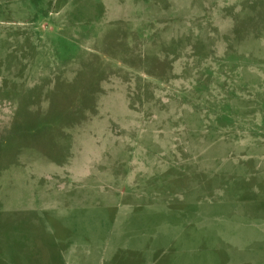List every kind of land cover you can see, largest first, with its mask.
<instances>
[{"label": "rangeland", "instance_id": "1", "mask_svg": "<svg viewBox=\"0 0 264 264\" xmlns=\"http://www.w3.org/2000/svg\"><path fill=\"white\" fill-rule=\"evenodd\" d=\"M0 264H264V0H0Z\"/></svg>", "mask_w": 264, "mask_h": 264}]
</instances>
